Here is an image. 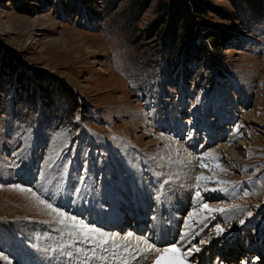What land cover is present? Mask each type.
<instances>
[{"label": "rangeland", "instance_id": "rangeland-1", "mask_svg": "<svg viewBox=\"0 0 264 264\" xmlns=\"http://www.w3.org/2000/svg\"><path fill=\"white\" fill-rule=\"evenodd\" d=\"M203 1L209 6L202 19L221 32L219 49L195 26L189 37L195 46L164 57L158 53L170 45L169 38L148 34L166 13L168 0H0V47L17 59L11 76L0 66V172L14 173L0 179V259L6 260L0 264H153L154 250L167 246L156 244L150 232L159 219L152 198L162 186L146 171L137 178L138 166L126 156V146L135 156L145 155L152 168L159 157L163 170L175 169L178 157H191L185 166L192 183L176 179L181 183L176 191L188 199L185 215L174 221L167 211L159 212L166 223L157 225L173 233L171 246L183 240L193 251L204 242L218 247L235 240L243 256L234 264L249 261L250 248L256 257L264 230V0ZM38 76L53 84L51 103L48 97L43 102L48 107L37 94L33 101L28 97L34 89L30 79ZM57 84L70 90L73 101L62 98ZM171 101L177 117L167 106ZM216 124L222 126L220 141L206 137ZM161 138L175 146L173 155L165 154ZM190 139L199 143L198 151ZM198 176L204 179L197 181ZM138 180L147 185L139 196L151 198L147 214H140L150 221L134 230L132 218L140 211L132 210L122 230H113L106 222L113 209L119 216L131 212ZM109 191L113 200L103 198ZM73 204L81 212L73 211ZM40 208L52 220L39 218ZM73 217L109 235L132 233L133 243L109 240L100 246L96 233L85 238L71 226ZM138 238L152 249L142 251Z\"/></svg>", "mask_w": 264, "mask_h": 264}, {"label": "bare ground", "instance_id": "bare-ground-1", "mask_svg": "<svg viewBox=\"0 0 264 264\" xmlns=\"http://www.w3.org/2000/svg\"><path fill=\"white\" fill-rule=\"evenodd\" d=\"M170 105L174 107L172 101H171V103L168 102V105L167 106L169 107ZM161 109H162V107H161ZM177 113H178V109H176V107H174L173 108V114L176 117H177ZM204 120H205V118H204ZM175 126L178 129L177 125H175ZM221 128H222L221 124H216L215 125V128H213V130L212 129H209V131H208L209 133L208 132L206 133V134H208L206 137H212V140L215 139V138H218L217 140L220 141L222 139V136L220 134ZM206 130H207V128H206ZM194 140L195 139H190V141L193 142V144H191V148L194 149L195 151H198L200 149L199 143L196 142V141H194ZM161 141H162V144H165L164 147H162L163 150L166 152L165 154L166 155H169V156L170 155H173V152H174L173 150H174V147L175 146L174 147L169 146V144L167 143L166 139H162L161 138ZM180 146H182V145H180ZM180 148H183V147H180ZM183 149H185V152L188 153V151H189V148L188 147H184ZM201 151H203V150H201ZM228 151H230V154H231V156H233V158L237 159V156L234 155L235 152H234V149L233 148L228 149ZM133 153H134V155H133ZM125 154L128 157V159L135 160L136 161V164H137L138 168H137V170H135L136 171L135 173L137 174V178L138 179L140 178V176H143L142 175L143 172L146 171L145 172L146 174H149V175L152 174L153 175L149 179H151L155 183H157V182L159 184L161 183V186H162V187L159 188V190H157L156 193H154V195L156 194V200H154V198H152L153 201H155V207H156L155 209H156V212L158 213V218L159 219L156 222H153L150 225V232H152V234L155 233L154 241H155L156 244H159L160 243V244H164V245H167V246L165 248L163 247L164 249L161 248V250H158V249L157 250H154L156 254H155V258L153 259L154 260L153 264H157V261H159V264H176L177 261L182 262V264H230L228 262H231V264H234L238 260V258L240 256H243L242 250H240L239 245H237L235 243V240H233V241H227L228 243L225 242L223 244H220L218 247H214L215 245L212 246V244L214 243L213 241L212 242H208V243L207 242H204V243H201L198 246H195L194 249H193V251L188 250L185 247L184 244H183L184 246L182 245V241L183 240L177 242V245L171 246L172 243H170L169 240L172 237L173 233L170 232V231H168V229H162V228H160L157 225L158 223L159 224H162V225H164V222L166 223V221L163 219L162 215H160L159 212L162 213V212L167 211V215L169 216V219H171V217H173L174 218V221H176L178 215H181V214L182 215L183 214L185 215V213H186V212H183V206L186 207V205L188 204V199L186 198L185 195H183V194L182 195H179V193L176 191L177 187L180 186V184H181L176 179L178 178L180 181H185V180L187 181V180H189L190 181V184L192 183V181H193V180H191L192 177L190 178V175H189L190 169H188L185 166V165L188 164V161L191 160L190 159L191 157L189 155L186 154L184 158L178 157V161H177L178 162V166H174L175 169H170V167H167V168H165L163 170V168L165 167L164 166L165 164H164V161H162L159 157L156 158V161L153 163V165L151 164L153 166V168H152L148 163L145 164V161H146L145 160V155L140 154V156L139 155L138 156H135L136 152H134L133 149H131L128 146H126V148H125ZM165 156H163V157H165ZM182 156H184V155H182ZM174 157H175V155H174ZM171 161H173V160H171ZM150 162H153V161H150ZM179 163H183V164L181 165ZM175 164H177V163H175ZM117 174H119V176H121L120 171H118V170H117ZM12 177H14V173L11 172V171H4L3 170V171L0 172V179L1 180L2 179H5V178H8L9 179V178H12ZM48 180L49 179H47V178L44 179V181H48ZM138 182H139L140 185L136 184L138 186H134V187H137L139 191L136 192L132 188V190L135 193L134 194L135 196H134V199H133L135 204H132L131 212H129V213H125L124 212L123 213L124 215L122 214V212H120V216H119L118 212L115 209H113V212H112L113 218H112V215L108 218V220H107L108 222H106V225L113 227L112 228L113 230L120 229L121 227L123 228L125 226V224L128 223V221L126 219L128 217H130V216L132 217V214H133L132 213V210L138 211V212L140 211L137 216H134L132 218V220L133 219H136L137 220L136 223H135V225H132V226H134V230L135 229H139V230L143 229L141 227H143L145 225L140 224V223H143V222L146 223V222H149L150 221V218L148 217L149 218L148 219L147 218V215L146 216L145 215L144 216H141L140 213L143 210H144V213L147 211L148 206H149L150 203H148V204H146V203L147 202H150L151 201V198L146 199L145 196H143V197H140L139 196V194L141 195V187H145L146 188L147 185L144 182L142 183L141 180H138ZM122 185H124V184H122ZM37 187L38 188L39 187L40 188H43L44 186L43 185H40V186H37ZM123 188L125 189L126 186L123 187ZM173 193H174V196H173ZM120 195H117V199H115L117 203L120 202L119 201L120 200V197H121ZM112 196H113L112 192L109 191V192H107L106 197H103V198H105V200H110V199H112ZM175 196H177L178 198L177 197L175 198ZM27 199H28V197H27ZM172 200H174L175 202L172 204L173 205V209L172 208L170 209V204L172 203ZM58 201H59V199H58ZM59 203H60V201H59ZM64 203L68 204V200L65 201ZM125 204H127V203H125ZM193 204H195V206H198L199 205V202H193ZM130 205H131V203H130ZM125 206H128V205H125ZM187 207H188V205H187ZM39 210H41V211H39L40 213H38L39 218L44 219V220H47L49 218V220H52L53 217H52V215L48 211H46L44 208H42V209L40 208ZM73 211H77V212L79 211V212H81L79 209H77V207L75 206V204H73ZM37 212H38V209H37ZM88 212H89L88 213L89 214V217L91 218L92 211H88ZM145 214H147V212ZM98 219H99V213H98V216H96L94 218V220L96 222H98ZM68 220L71 223V220L70 219H68ZM120 222L122 224H120ZM93 223H95V222H93ZM1 225H2V223H1ZM6 225H7V223L4 224L5 232H7L6 235H11L12 234L11 229L9 227H7ZM122 228L120 230H122ZM132 228L133 227H131V230H132ZM108 229L109 228H107V230ZM261 233L262 234L260 236V241H259V244H258L259 248L256 251V253H257L256 257H251L250 256L252 253H255V250H253L252 248H250L249 251L248 250L245 251V252L249 253V256H248L247 253H245V255L248 256L247 258H249L250 260L249 261L247 260V262L242 261V264H258V263L259 264H262V260H264L263 259L264 258V230ZM125 236H123V237L116 236V240L115 241H112V240H110V241L113 242V243H117V244L118 243H128V242L129 243L130 242L133 243V236L134 235L132 236V238L129 241H125L123 239ZM137 236H139V235H137ZM10 237H12V236H10ZM176 237H178V236L177 235H174L175 241L180 240L179 238L176 239ZM195 242L196 241L194 240L193 243L195 244ZM16 243H17V246L20 247V249H26V247L22 244V243H25V242H22L21 243V242H19V241L16 240ZM187 244H188V242H187ZM226 244H228V245L226 246ZM188 245H190V244H188ZM191 245H192V243H191ZM173 247L176 248V249H178V251H175V252H165V249H171ZM197 249H199V250L197 251ZM26 251L29 252L28 255H33V256L35 255L32 247L26 249ZM50 257H52V256H50ZM258 258H259V260H258ZM56 259H57V257H56ZM0 260L3 261V262L6 261V260H4V257H3V259H0ZM49 261H50V259H49ZM20 264H24V263L22 262ZM52 264H53V262H52Z\"/></svg>", "mask_w": 264, "mask_h": 264}, {"label": "trees", "instance_id": "trees-1", "mask_svg": "<svg viewBox=\"0 0 264 264\" xmlns=\"http://www.w3.org/2000/svg\"><path fill=\"white\" fill-rule=\"evenodd\" d=\"M84 1V0H83ZM168 4L166 5V13L162 15L159 20L157 19L154 22L153 28L149 34L148 37H155L159 36L161 37L164 35L167 39L169 38L168 44L169 46L165 45V50L163 51L162 47L160 46V52L158 54H161L164 57H170V56H176L178 53H182L187 50L189 46H195L191 40L190 36L193 34L195 26L199 27L200 32L209 33L206 36H204L210 40L212 46L214 49H219V34L221 33L220 30H218V25L215 23H211L208 20L202 19L201 15L205 13L206 8L209 6V4L203 0H168ZM258 1L259 0H254ZM232 4L234 3L233 0H230ZM214 11L217 13L220 12V9L216 7H211ZM165 10V9H164ZM222 17L224 19L231 18L230 13L223 12ZM177 16H180V23L178 24L175 22V19ZM214 27V28H212ZM218 38V39H217ZM217 39V40H216ZM161 42V41H160ZM160 45V43H159ZM180 51V52H179ZM183 51V52H182ZM218 55V54H217ZM215 61H217V57H214ZM220 63V61H217ZM176 65L179 64V62H175ZM182 63V61H180ZM4 66L3 68V75L5 73L9 76L13 75L17 70V59L14 57V55L11 52H8L7 50H3L0 47V66ZM39 77V78H38ZM36 78L30 79L34 86V89H31V95L28 96L30 101H33L34 93L37 94L40 99H42V104L44 105L45 97H48V101L51 103L52 97H49V94L51 93V89L53 84H51L49 81H46V79L42 76H38ZM1 80V79H0ZM3 82V80H1ZM21 81V80H20ZM28 82V81H27ZM4 83V82H3ZM22 83H20V87ZM59 86V94H61L63 97L66 98V102L69 100H72V95L70 90H68L65 86L62 84H57ZM57 86V87H58ZM58 88H56L57 90ZM7 89H5V93L7 94ZM67 96H66V94ZM70 104V103H69ZM48 107L47 105H44ZM74 107V106H73ZM69 117V116H68Z\"/></svg>", "mask_w": 264, "mask_h": 264}, {"label": "snow or ice", "instance_id": "snow-or-ice-1", "mask_svg": "<svg viewBox=\"0 0 264 264\" xmlns=\"http://www.w3.org/2000/svg\"><path fill=\"white\" fill-rule=\"evenodd\" d=\"M215 159V157H214ZM201 167H205L204 164L200 165ZM201 179H204L203 176H198L197 177V181H200ZM17 188H19V186H16ZM21 191H23V189H20ZM33 195H35V193H33ZM197 196H199V193H197ZM41 204H45V202L43 200L40 201ZM45 207L51 208L52 211L56 212V214L60 217H63L64 219H67L65 217V214L63 212H59L57 209L52 208L51 205L49 204H45ZM205 208H207V205L204 206ZM209 211H213L214 209H208ZM219 211H224V209H219ZM64 219L60 220V223L63 224L64 223ZM71 226L74 228H78L81 230V234L85 236V238H87V234L88 233H96L101 239L99 241V245L100 246H104L107 245L109 240L115 241L116 240V236L115 234L109 235L107 233L104 232H99L97 229L94 228H89L87 225H85L82 221H77L75 219V217L71 218ZM133 234L132 233H128L123 239L125 241H129L132 238ZM137 245H143L144 247L141 249L142 251H149L152 249V245L148 243V241L146 239H137ZM117 247H119V245H117ZM127 250V249H126ZM199 249H197L198 251ZM178 251V249L176 248H171V249H165V252H175ZM157 264H159V261H157ZM176 264H182V262L177 261Z\"/></svg>", "mask_w": 264, "mask_h": 264}]
</instances>
